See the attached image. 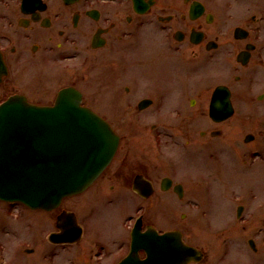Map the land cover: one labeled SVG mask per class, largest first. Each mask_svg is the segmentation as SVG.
I'll return each instance as SVG.
<instances>
[{"label":"flooded vegetation","instance_id":"obj_1","mask_svg":"<svg viewBox=\"0 0 264 264\" xmlns=\"http://www.w3.org/2000/svg\"><path fill=\"white\" fill-rule=\"evenodd\" d=\"M243 6L246 12L239 17L236 13ZM231 20L237 23L236 29L248 32L247 38L226 42L220 36H212L211 28L225 26ZM262 29L264 0H0V60L8 70L4 77L0 74V104L21 94L34 104L52 105L61 89L73 86L81 90L84 65L92 60L99 83L114 85L111 87L116 101L110 103L112 107L127 112L137 109L138 114L154 110L157 123L152 130L156 138L161 141L186 137L188 150L183 158L190 164L199 156L189 148L196 141L190 130L195 118L189 112L183 125L169 127L177 130L175 135L162 133L161 119L172 121L163 115V109L171 97L182 108H195L200 101L204 102L209 87L204 81L195 84L193 79L237 45L241 48L234 65L236 71L244 72L253 66L264 68V40L252 34V30ZM164 57L168 60L164 61ZM69 61H77V73L71 83L63 84L68 78ZM235 79L240 82L241 76ZM255 80L253 75V83ZM120 81L125 84H119ZM218 86H227L232 101L235 100L230 86L218 84L209 104ZM135 97L139 101L135 102ZM255 98L263 102L264 91ZM98 113L120 136L117 154L83 194L65 199L54 211L29 214L34 232L28 250L33 253L43 247L38 254L42 264H159L150 260L149 252L157 249L160 236L166 232H179L185 244L199 251L188 264H229L243 232L262 237L264 242V226L248 228L250 224L246 223L251 221L238 212L231 220L218 224L210 208L203 204L210 200L214 190L206 172L208 159L216 158L220 149L202 148L207 165L189 170L192 173L188 182L178 180L180 163L174 156L163 163L171 176L159 179L155 176L157 167L144 162L128 142L135 133L120 131L123 116ZM176 114L183 112L179 108ZM210 120L222 125L229 119ZM129 121L137 126L133 129L146 130L140 116ZM207 133H200L199 146L211 145L221 135L219 130ZM219 168L216 173L221 176L223 171ZM0 204L7 206L6 212L0 211V232L8 234L17 216L26 214L15 212L16 204ZM182 206L199 209L179 213ZM63 212L68 214L62 216ZM187 216H195L192 232L203 233V242L209 241L210 236L212 243L217 242L214 237H221L215 250L195 244L192 232L187 237ZM255 238L249 239V245L257 252ZM5 247L0 244V264H6ZM14 251L18 256L20 250L16 247Z\"/></svg>","mask_w":264,"mask_h":264},{"label":"rangeland","instance_id":"obj_2","mask_svg":"<svg viewBox=\"0 0 264 264\" xmlns=\"http://www.w3.org/2000/svg\"><path fill=\"white\" fill-rule=\"evenodd\" d=\"M243 7L241 12L236 13L239 17H242L246 12V7ZM236 24L231 20L225 26L215 25L209 31L213 37L220 36L222 41L234 42L235 32L239 29L234 27ZM253 33L254 35H259L264 40V29L253 30ZM156 34L159 35L158 33ZM240 48L241 46L237 45L235 48H231L229 54L218 56L211 67L202 71L193 79V83L197 84L204 81L206 82V88L209 87V92L208 94L206 93L207 96H205L204 102L200 101L201 104L195 108L188 107V105L186 108H182L171 97L166 108L163 109V115L169 116L172 121L170 122L164 118L161 119L162 133L168 132L175 135L177 130L172 127V130H170L169 127L171 124L183 125L186 116H189V112L195 118V122L192 123L190 130L196 139V144H192L189 148L196 150L199 156L197 155V158L194 157L195 159H192L190 164L183 158L186 150H188L186 137H175L174 139H164L161 141L156 138V132L152 130V125L157 123V116L154 110L138 114L137 109H129L127 112L125 109L112 107L110 103L116 101L115 94L112 92L113 88L111 87L114 85L107 86L106 83H99L97 70L92 60L87 61L84 65V80L79 83V87L84 92L85 104L87 106L110 117H114L115 115L117 117L123 116L120 131L123 134L130 133L133 135L135 133V136L129 138L128 142L134 147V153L142 156L144 162L149 163L151 167H157L155 176L159 179L162 176H171L169 168L163 163L166 159H173L171 156H174L180 163L178 180L183 179L185 182H188V177L192 173L189 170L194 169L196 165H207L203 160L202 148L220 149L216 158L208 159L209 170H206V172L213 181L214 190L210 200H204L203 204L210 208L218 224L226 219L231 220L237 214L239 206H244L243 214L247 218V221H251L246 223V226L250 224V226H247L248 228H257L263 227L264 223V101L259 102L255 97L264 91V68L253 66L244 72L236 71L234 65L236 64L237 53ZM163 60L167 61L168 57H164ZM75 63L77 61H69V66L66 70L68 78L67 81L64 79L65 82L63 84L67 82L71 83L74 80L77 73ZM60 73L62 72L60 71ZM238 75L241 76L240 82L235 79ZM253 75L256 76L255 83H253ZM48 77L46 76L45 81H48ZM61 82L59 80V85ZM118 83L125 84L121 83V81ZM142 84L144 85L143 81ZM218 84H227L235 92L233 103L236 112L228 122L222 125L212 122L208 114L209 98L213 89ZM134 99L137 102L140 98L135 97ZM179 108L183 112V115L178 116L176 114ZM185 111L188 113H184ZM136 116H140L143 127L146 130L141 128L133 129L137 126H133L129 120ZM214 130L221 131V135L213 139V144L206 147L199 146L201 145L199 143L202 142L200 133L202 131L210 133ZM148 132L149 135L147 136ZM251 134L255 135V139L248 141ZM209 136L208 138H211ZM189 160L191 161V159ZM196 161L198 164H196ZM217 168L223 171L221 176L216 173ZM168 195H166V198L169 199ZM198 209L199 206H182L179 213H194ZM0 211L6 212L7 206L0 204ZM14 211L26 214V216H17L18 218L13 222L15 225L13 226L12 224L8 234L0 232V244L4 243L6 246V264H42L38 258V254L42 251L43 247L37 248V251L33 253L25 251L32 247L34 228L31 223L32 216L29 215L31 212L22 206H16ZM32 214L36 215L35 212ZM220 216L222 219H220ZM187 218L189 219L184 224H188L186 234L189 237L195 226V216H187ZM215 225L217 226V224ZM219 227L223 226L219 225ZM192 233L194 236H192L191 240L195 241L194 243L197 245L207 247L209 250H215L221 238L220 236L214 237L217 242L212 243L213 238L210 236L209 241L205 240L203 242L200 239V234L203 235V233L199 232V230ZM239 236L241 240L234 247L229 258L232 263L230 262L229 264H264V242L261 240L262 237L255 238L249 236L247 232L240 233ZM250 238L256 239L257 252H254L250 248ZM16 247L17 250H20L18 256L14 253ZM0 261H2L1 258Z\"/></svg>","mask_w":264,"mask_h":264},{"label":"water","instance_id":"obj_3","mask_svg":"<svg viewBox=\"0 0 264 264\" xmlns=\"http://www.w3.org/2000/svg\"><path fill=\"white\" fill-rule=\"evenodd\" d=\"M236 31V37L242 38ZM214 94L212 116L233 115L229 95ZM119 137L81 95L68 88L52 107H40L15 96L0 107V199L31 209L53 210L62 200L84 191L112 161ZM177 233L160 239L151 252L159 264H187L197 251Z\"/></svg>","mask_w":264,"mask_h":264}]
</instances>
